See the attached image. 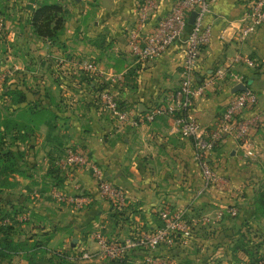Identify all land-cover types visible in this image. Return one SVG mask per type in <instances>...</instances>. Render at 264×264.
Returning a JSON list of instances; mask_svg holds the SVG:
<instances>
[{
	"label": "crops",
	"instance_id": "obj_1",
	"mask_svg": "<svg viewBox=\"0 0 264 264\" xmlns=\"http://www.w3.org/2000/svg\"><path fill=\"white\" fill-rule=\"evenodd\" d=\"M247 1L214 0L212 4L208 19L213 23L214 37L201 53L197 80H204L239 53L256 65L244 59L234 68L240 81H222L204 96L195 98L192 113L204 127L215 125L225 111L231 89L240 82L257 93L258 107H264V27L245 42L236 39ZM176 3L177 0H156L146 32L153 31ZM46 4H58L64 10L63 30L55 41L37 36L31 24L34 13ZM139 8V0H0V18L5 22L4 37L0 38L1 69L7 72L14 61L22 60L29 61L27 67L33 66L30 62L38 59L35 54L43 59L42 78L37 85L29 82L33 67L17 70L15 76L12 71L8 86L25 93L28 100L16 104H24L28 109L38 106L36 111H56L37 121L31 136L35 141L31 144V161L40 178L36 187L53 182L52 187L71 193L74 185L79 184L92 196L87 207L72 210L67 216L62 217L59 210H47L48 219L53 222L54 230L50 231L62 229L56 238L60 237L65 244L71 230L77 237L72 238L76 244L97 251L99 246L90 239V231L102 228L108 238L115 239L130 235L133 229L153 230L161 225L158 208L171 205L176 209L191 208L190 218L205 214L211 217L208 224L189 236L186 244L159 250L160 255H172L176 264L248 263L250 255L241 247L235 249L244 237L243 232L248 240L245 247L264 257V217L256 209L258 193L264 190V120L245 144L229 134L223 138L210 161L228 183L207 189L194 203L205 179L194 157V140L180 132L175 115H160L153 122L137 126L131 123L119 126L95 104L99 83L109 78L110 73L128 68L123 82L110 83L124 106L140 114L163 103L165 94L181 85L187 33L176 39L162 56L141 64L134 62L128 35L136 27ZM61 57L69 61L62 60L59 64ZM76 57L81 61L94 59L105 72L90 75L92 78L87 75L90 82L87 91L83 86L86 72L72 65ZM253 113L254 110H248L245 115ZM26 123L32 125L35 121ZM72 146L86 152L110 181L125 189L131 214L119 215L109 202L99 198L89 168H71L68 170L71 177L67 170L60 169L58 160ZM58 174L63 178L60 184L56 182ZM234 205L239 207L237 215L217 218L221 208ZM187 245V252L182 253L185 260L179 261L181 254L172 251ZM143 257L131 255L129 259L140 264Z\"/></svg>",
	"mask_w": 264,
	"mask_h": 264
},
{
	"label": "built area",
	"instance_id": "obj_2",
	"mask_svg": "<svg viewBox=\"0 0 264 264\" xmlns=\"http://www.w3.org/2000/svg\"><path fill=\"white\" fill-rule=\"evenodd\" d=\"M214 0H177L172 12L161 19L157 27L146 32V24L156 8V0H139V14L135 28L129 31L128 42L130 50L135 56L134 62L145 63L154 58L162 56L168 51L176 39L184 35L190 26L186 40V54L181 65L182 79L179 88L170 90L165 94L164 102L152 107L145 113H138L132 108L122 107L117 95L111 89H103L100 97L107 108L110 116L119 126L131 123L135 126L140 123H150L160 115H175L179 130L186 136H191L195 146V160L201 167L205 179L204 187L196 194L200 197L204 192L220 183H228L221 176L210 161V156L218 147L226 135H231L238 141L247 143L252 132L258 129L264 120V107L259 108V97L252 90L230 94L225 111L212 127H204L197 117L192 113V107L196 97L204 96L218 83L226 80L240 81L235 72V65L243 61L242 54L229 58L225 64L219 66L214 73L208 75L204 80L198 81L196 71L203 49L209 45L214 37L213 23L208 17L212 12ZM196 12L194 23L190 25L189 19ZM241 25L236 32V39L245 42L259 28L264 27V0H248L240 19ZM3 20L0 18V29ZM250 61V60H248ZM85 63V64H84ZM255 66L256 63L250 61ZM84 69L95 71L99 69L95 61H84ZM129 68L124 72L109 75L108 83L123 82ZM100 74L105 72L100 71ZM248 110H254L251 115H245ZM251 152V151H250ZM59 161V160H58ZM64 166L69 170L74 167L89 168L97 183L98 196L109 202L112 210L118 212L129 206V196L125 189L110 181L104 170L93 162L84 151L69 148L63 158ZM52 196L65 205L82 209L92 201V196L83 191L79 184L74 185V192L68 193L59 187L54 188ZM191 209V208H190ZM188 208H173L171 205L158 208L161 225L153 230H133L132 233L123 238L110 239L102 228L90 232V239L95 241L99 249L92 251L83 248L81 252L73 254L72 259L92 260L98 255L113 260L126 259L133 251L140 250L144 257L140 264H176L170 256L160 255L158 251L162 247H176L180 243L186 244L189 236L199 229L201 225L208 224L211 217L208 214L190 218ZM239 207L226 206L221 208L217 215L223 219L226 215L235 216ZM264 264V259L255 263Z\"/></svg>",
	"mask_w": 264,
	"mask_h": 264
},
{
	"label": "rangeland",
	"instance_id": "obj_3",
	"mask_svg": "<svg viewBox=\"0 0 264 264\" xmlns=\"http://www.w3.org/2000/svg\"><path fill=\"white\" fill-rule=\"evenodd\" d=\"M1 19L3 20V18ZM4 27H5V22H3V27L2 29H0V38L4 37V30H5ZM10 53H13V49H11ZM35 56L38 59L34 61V63L30 62L33 66L27 67L29 64V61L28 62H25L23 60L21 62L14 61V64H12V67L10 68L8 67L7 72H5L6 69L5 70L1 69L2 66L0 63V125H1L2 118L5 116H9L15 119L17 118L18 120L22 122H27V120H32V122L35 121V123H33L31 126L36 128L37 121L44 120V118L51 116L50 112H52V110L50 111L49 109H41L43 111L37 110L38 112L41 111V113H37L35 116L28 111L27 106L24 105L25 103L23 105H16V103H14V94H12V91H14V88L8 86L9 85L8 80L12 78L13 75L11 73L13 70H14V76H15V73H16L15 71L26 70L27 68H30V67H33L32 69L34 70V74L29 78V82L31 84H34V83H36V85L39 84L38 82H40L42 78L43 59H41V55L39 54L38 55L35 54ZM62 60L69 61L67 58L61 57V59L59 58L58 63L61 64ZM93 60L94 59L86 58V60L81 61L77 57L72 60L73 62L70 60L73 63L72 65H75L77 66V68L86 72L85 73L86 76L84 78L85 84L83 85L86 88L85 91H87L89 89L88 86H90V82L87 80L88 77L92 78L90 75H102L99 72L100 71L104 72L102 68H100L101 70L98 69L97 72L87 71L84 69L85 63L81 64V62H84V61L93 62ZM69 80L71 79H68V81ZM107 81L108 79L102 82L100 80L101 83H99V87L101 88L102 85L106 83ZM26 83H28V80L26 81ZM100 88H99V92L95 93V97H94L95 104H99V106L97 105L99 111L104 112V114L108 116L109 112L107 108L104 106V103L100 97V92H101ZM12 109H14L13 113H12L13 111ZM108 118L111 120L112 117L110 116V114ZM23 132L24 131H22L21 133ZM7 138L9 141H12V137L9 136ZM34 142L35 141L33 140V137H32L30 138V141L21 143V149L24 150L26 153V157H25L26 168L25 169H26V173L28 176H22L20 174L9 175L10 176L9 180L11 181L9 182L8 180L7 185H4V184L0 185V226L4 223H7L8 226L9 225L14 226L13 228L11 227L12 229L9 230L8 233L10 234H8L9 235L8 237L10 238L12 242H14L15 245H18L21 248L29 247L35 242H41L45 244L46 249L48 251H63L64 250L65 252H69L71 256H73V254H76V252L70 251L71 247H78L80 250H82L84 247L82 248L78 244L75 243V241L72 239L75 237V235H73V232L71 230L68 231L69 240L67 243L64 244L60 240V237L56 238V236H58L57 234L60 231H62V229L53 231V233L52 231H50V230H54L52 229L53 222H51L48 219V213H46V211L49 210V211L56 212V210H59V212L60 211L62 212V217H63V216L69 215V212H71L72 210H78V209H75V207H71L70 205H65L52 196L53 190L54 188H56V186L54 187L51 186V184L52 185L54 184L53 182H46L45 184H43V186H41V188L36 187L35 182L37 183L36 180L40 178H39V175H37L38 172L35 170L36 167H34L33 165L34 163L31 161L33 159H31V155H30L32 152L30 146ZM70 148H74V147L72 146ZM68 149L69 148H67V150ZM64 154L65 153H63L61 157H63ZM60 160L61 158L59 159L58 163L63 167L64 161H60ZM32 169L35 171L32 172ZM61 169L67 170L66 172L69 174V176L70 177L72 176V173H69L70 171L68 172L69 170L68 167L61 168ZM1 180H3V177L0 178V181ZM79 211L81 210L79 209ZM56 223L61 225V222H56ZM133 230H136V229H133ZM49 232H51V234ZM76 238L77 237H75L74 239ZM187 249H188V245L182 249L181 247H179V249L175 248L173 249L172 252L175 251L174 252L175 255L181 254V257L179 258V261H181V260H185L183 256L184 254L182 253H186ZM92 251H95V250H92ZM188 252L192 253L193 251L189 250ZM131 255H133V257L138 258V257L143 256L144 253L140 250H137V251H133ZM42 256H49V255H46V253L43 251V253H39L37 258H41ZM169 256L171 257L172 255L169 254ZM71 258H75V257H71ZM112 260L113 259L98 255L96 258H93L92 260H81L78 257L77 260L72 259L71 260L72 262L70 264H116ZM247 262L250 263L251 261L249 260ZM133 263L139 264L137 262H133ZM2 264H29V260L27 257L24 256V253H22V254H16V255L9 256L4 261H2Z\"/></svg>",
	"mask_w": 264,
	"mask_h": 264
},
{
	"label": "trees",
	"instance_id": "obj_4",
	"mask_svg": "<svg viewBox=\"0 0 264 264\" xmlns=\"http://www.w3.org/2000/svg\"><path fill=\"white\" fill-rule=\"evenodd\" d=\"M63 13V8L58 4H46L43 7L39 8L34 13L31 21L34 33L41 38L55 41L63 30L65 21ZM189 30L190 26L186 31L187 34ZM105 88L114 91L117 95L119 104L124 108H128L124 106L121 98L113 89V85L111 83H104L100 88V91ZM12 94H14L15 103H26L28 101L25 93L23 94L18 90H14L12 91ZM35 108H38V106L30 108L28 109V111L35 116L37 113H41V111H43L41 109V111L39 112L35 111ZM12 110L13 113L14 109ZM35 129V127L31 126V123L22 122L17 118L15 119L9 116H5L2 118L0 125V178L3 177V180L0 181V185H7V181L10 178L9 175L20 174L22 176H28L25 169L26 153L21 149V143L30 141L31 136L35 133ZM22 131L24 132L21 133ZM9 136L12 137V141L8 140L7 137ZM30 148L32 147L30 146ZM57 171L60 172V170ZM10 181L11 180H9V182ZM56 182L58 184L62 183L63 178H61L60 176L57 177ZM256 209L257 212L264 216V190L258 193ZM131 212L132 208L130 206H128L124 210L118 211L119 215L121 214L122 216H128L129 214H131ZM11 227L13 228L14 226H8L7 223H4L0 226V264H2V261H4L9 256L22 253H24V256L28 258L29 264H70L72 262L71 254L69 252H65L64 250L48 251L45 244L41 242H35L31 246L25 248H21L18 245H15L14 242H12L8 237V234H10L8 232L10 229H12ZM241 231L242 230H240V232ZM242 236L244 237L240 239L237 244L238 247H235V249L239 250V247H241L247 254H249L251 263L263 260V256H258L251 249L245 247V244L248 243V240L247 237H245L246 235L244 232ZM43 251L46 253V255L49 256H42L41 258H37L39 253H43ZM70 251H75L76 253L81 252L78 247H71ZM130 256L131 254L129 255V257ZM129 257L126 259L112 261H114V263L116 264H135L130 261ZM56 259H58L59 261Z\"/></svg>",
	"mask_w": 264,
	"mask_h": 264
},
{
	"label": "water",
	"instance_id": "obj_5",
	"mask_svg": "<svg viewBox=\"0 0 264 264\" xmlns=\"http://www.w3.org/2000/svg\"><path fill=\"white\" fill-rule=\"evenodd\" d=\"M195 17H196V12H193L190 16V19H189V23L190 25H192L194 23V20H195ZM248 90H251L249 85L247 83H244V82H240L238 84H236L232 89H231V93H238V92H245V91H248Z\"/></svg>",
	"mask_w": 264,
	"mask_h": 264
}]
</instances>
